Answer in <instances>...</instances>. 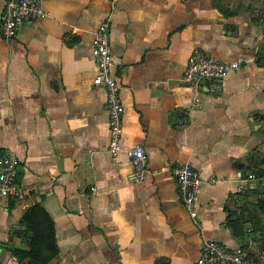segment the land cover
I'll use <instances>...</instances> for the list:
<instances>
[{"label": "crops", "instance_id": "0c3cea01", "mask_svg": "<svg viewBox=\"0 0 264 264\" xmlns=\"http://www.w3.org/2000/svg\"><path fill=\"white\" fill-rule=\"evenodd\" d=\"M42 5L46 17L12 37L0 32V147L18 159L22 187L0 204V264H28L15 249H29L22 218L36 204L58 248L46 264H197L205 239L264 253V0ZM105 21L124 105L116 154L106 90L93 81L92 36ZM196 49L249 60L192 87L181 75ZM134 144L148 154L143 180L128 161ZM176 163L205 181L199 224L179 195Z\"/></svg>", "mask_w": 264, "mask_h": 264}, {"label": "built area", "instance_id": "2783aa9c", "mask_svg": "<svg viewBox=\"0 0 264 264\" xmlns=\"http://www.w3.org/2000/svg\"><path fill=\"white\" fill-rule=\"evenodd\" d=\"M46 15L42 0H6L0 17V32L6 37H12L22 25L42 19ZM92 54L97 67L93 81L97 85L104 86L106 90L109 128L107 150L116 154L122 150L124 105L119 81L112 71V43L109 24L106 21L101 22L94 30ZM248 60L245 56L235 60L217 59L203 50L196 49L187 59L181 80L192 87H197L202 81L222 78ZM196 104L199 105V102ZM126 153L136 179H145L148 174V154L144 145L134 144L126 149ZM18 166L19 161L13 152L8 148L0 147V204L6 196L22 192V187L16 179ZM171 172L185 208L198 223L197 203L205 181L199 172L187 163H176L171 167ZM248 177L254 178L255 175L249 173ZM214 181L215 179H211V182ZM263 262L264 253L252 254L249 245L228 247L214 239H205L197 264H262Z\"/></svg>", "mask_w": 264, "mask_h": 264}, {"label": "trees", "instance_id": "16d2710c", "mask_svg": "<svg viewBox=\"0 0 264 264\" xmlns=\"http://www.w3.org/2000/svg\"><path fill=\"white\" fill-rule=\"evenodd\" d=\"M262 162L264 163V157ZM255 171L258 174L262 173L260 170ZM260 208L264 212V194L260 200ZM22 224L30 233L29 249L27 251L15 249L16 254L23 253L25 257L28 256V264H46L58 254L53 221L43 207L38 204L31 206L24 213Z\"/></svg>", "mask_w": 264, "mask_h": 264}, {"label": "water", "instance_id": "95a60500", "mask_svg": "<svg viewBox=\"0 0 264 264\" xmlns=\"http://www.w3.org/2000/svg\"><path fill=\"white\" fill-rule=\"evenodd\" d=\"M262 188H263V187L261 186V187H260V190H261V191L263 190Z\"/></svg>", "mask_w": 264, "mask_h": 264}]
</instances>
